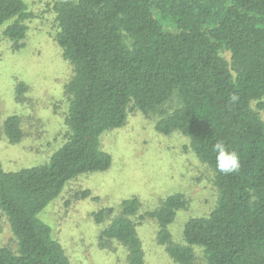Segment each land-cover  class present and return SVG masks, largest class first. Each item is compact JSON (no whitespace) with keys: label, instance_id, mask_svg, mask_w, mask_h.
Masks as SVG:
<instances>
[{"label":"trees","instance_id":"1","mask_svg":"<svg viewBox=\"0 0 264 264\" xmlns=\"http://www.w3.org/2000/svg\"><path fill=\"white\" fill-rule=\"evenodd\" d=\"M52 10L74 69L68 131L46 163L6 170L0 161V210L17 245H0V264H73L40 214L76 176L111 166L100 136L122 127L131 105L158 112L157 130L182 132L215 173L216 205L187 220L183 242L170 225L187 206L184 193L140 216L157 220L170 256L194 264L198 247L205 264H264V120L253 106L264 99V0H53ZM31 17L25 0H0V29L14 48L23 47ZM174 97L178 106L167 111ZM4 130L11 143L24 136L16 115ZM217 142L238 155V172L216 169ZM140 206L137 196L124 199L102 232L128 248V264H145L134 220Z\"/></svg>","mask_w":264,"mask_h":264},{"label":"rangeland","instance_id":"2","mask_svg":"<svg viewBox=\"0 0 264 264\" xmlns=\"http://www.w3.org/2000/svg\"><path fill=\"white\" fill-rule=\"evenodd\" d=\"M25 1L32 17L26 21L23 47L14 48L3 33L5 26L0 29V161L6 170L48 162L65 142L68 131L66 85L74 69L55 38L53 0ZM224 55L230 57L227 52ZM178 103L174 97L166 104L167 111ZM253 106L264 120V99L254 101ZM12 115L19 117L24 132L16 143L9 141L4 130L5 120ZM158 119V112L145 113L131 105L125 124L100 136L101 148L112 156L111 166L76 176L41 212L40 217L52 226L73 264H128V248L116 239L102 237L126 198L137 196L141 202L134 220L145 264L181 263L160 243L157 220L148 216L141 220L140 216L158 208L167 196L184 193L187 206L170 225L173 240L183 242L187 220L208 215L215 207L218 191L213 169L197 156L182 132H159ZM101 211L104 219L98 222L96 214ZM0 245L17 246L1 210ZM196 250L194 264H205L203 251Z\"/></svg>","mask_w":264,"mask_h":264},{"label":"clouds","instance_id":"3","mask_svg":"<svg viewBox=\"0 0 264 264\" xmlns=\"http://www.w3.org/2000/svg\"><path fill=\"white\" fill-rule=\"evenodd\" d=\"M216 155V169L223 174L236 173L241 168V162L235 152L227 150L223 142H217L213 146Z\"/></svg>","mask_w":264,"mask_h":264}]
</instances>
